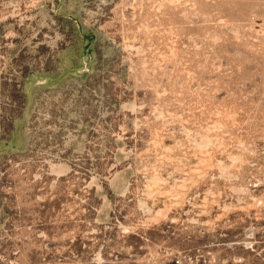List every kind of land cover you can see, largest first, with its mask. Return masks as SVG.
<instances>
[{"label": "rangeland", "instance_id": "1", "mask_svg": "<svg viewBox=\"0 0 264 264\" xmlns=\"http://www.w3.org/2000/svg\"><path fill=\"white\" fill-rule=\"evenodd\" d=\"M0 264H264V0H0Z\"/></svg>", "mask_w": 264, "mask_h": 264}]
</instances>
